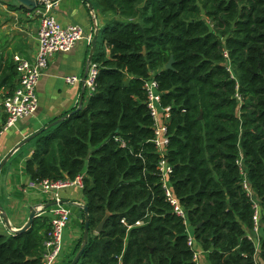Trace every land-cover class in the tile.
<instances>
[{"label": "trees", "instance_id": "obj_1", "mask_svg": "<svg viewBox=\"0 0 264 264\" xmlns=\"http://www.w3.org/2000/svg\"><path fill=\"white\" fill-rule=\"evenodd\" d=\"M95 7L112 19L102 35L110 53L93 59L96 90L31 142L25 165L37 183L84 175L90 234L79 264H198L189 232L210 264H264V0H96ZM152 76L171 108L170 184L188 227L157 173L144 88ZM17 81L14 55L0 56V90L14 92ZM245 178L261 209L259 250L248 236L255 210ZM49 210L28 231L0 235V264H42Z\"/></svg>", "mask_w": 264, "mask_h": 264}, {"label": "crops", "instance_id": "obj_2", "mask_svg": "<svg viewBox=\"0 0 264 264\" xmlns=\"http://www.w3.org/2000/svg\"><path fill=\"white\" fill-rule=\"evenodd\" d=\"M89 1L94 11L89 9L84 0H58L55 3L53 15L57 21L64 26L79 25L83 28L85 36L71 52L60 53L52 58L48 70L38 83L37 112L28 118L19 120L13 127L5 130L7 116L3 100L8 93L5 89L0 90V167L15 151L0 173V206L6 212L14 229H21L27 224L32 209H41L53 202L51 194L43 193L39 189H29L28 185L31 180L26 174L25 165L33 154L34 145L30 142L17 149L18 145L38 131L46 129L51 123L78 109L82 100V107L86 105L91 95L87 90L83 92L84 79L89 70L91 41L97 33L98 43L95 54L103 50H106L108 55L110 53L105 48L102 35L107 23L112 19L95 7L96 0ZM9 4L18 6L15 0H0V56L7 58L9 54H12L14 57L20 55L32 59L37 52L41 24L39 12L43 8L27 14L24 10L10 11ZM20 32L24 34H18ZM71 77H78L82 82L69 85L66 79ZM60 195L66 206H76L79 211L86 206L83 189L79 187L63 189ZM76 217L78 223L71 229L67 227L63 256L57 264L67 262L74 252L76 241L79 239L78 224L81 222L78 214ZM12 234L0 217V235ZM248 236L257 240L252 231H248ZM201 264H210L206 253L201 256Z\"/></svg>", "mask_w": 264, "mask_h": 264}, {"label": "built area", "instance_id": "obj_3", "mask_svg": "<svg viewBox=\"0 0 264 264\" xmlns=\"http://www.w3.org/2000/svg\"><path fill=\"white\" fill-rule=\"evenodd\" d=\"M54 4H47L40 12V30L38 34L37 52L32 59H27L20 55L14 57L16 69L18 73V83L14 92L9 93L3 100V107L7 116L5 130L13 127L19 120L34 115L38 110L39 99L37 87L41 77L48 70L52 58L60 53H69L75 46L84 39L85 32L79 25L64 26L60 24L53 15ZM225 58H229V54H224ZM99 65L92 61L89 65L88 75L84 82L86 90L93 95L97 87V79L99 75ZM82 80L78 77L66 79V83L73 85L80 83ZM145 91L147 94V106L154 120L155 138L152 141L159 162L157 164V173L163 183L165 196L168 203L173 208V212L180 217L188 227L187 212L182 206L180 200L175 196L170 184V176L173 173V167L168 162V149L171 142V134L169 125L171 120V108L162 106V92L159 83L152 76L145 82ZM121 148H126L127 143L120 139H116ZM244 189L254 201V228L252 233L257 240L249 237L255 245H260L262 235L261 209L255 198L250 183L245 178L243 183ZM29 189H39L43 193L51 194L52 201L55 206L49 210L51 217V229L45 241V253L43 255L42 264H57L63 256L64 237L68 224L71 220L72 211L63 203L60 191L69 187H79L84 189V175H79L72 181L52 182L45 180L41 183L31 181L28 185ZM77 204V203H75ZM79 205V204H77ZM125 226H128L125 220H122ZM142 222H137L136 226H142ZM129 229L132 226H128ZM189 246L194 251V261L201 264V256L204 253L198 248L194 236L189 232ZM256 245V248L259 249Z\"/></svg>", "mask_w": 264, "mask_h": 264}, {"label": "water", "instance_id": "obj_4", "mask_svg": "<svg viewBox=\"0 0 264 264\" xmlns=\"http://www.w3.org/2000/svg\"><path fill=\"white\" fill-rule=\"evenodd\" d=\"M57 1L58 0H15V2L17 3V5L19 6V8H22V9L27 10L29 12L38 11L39 9L44 8L47 4H54ZM84 1L88 4L89 9L91 11H94V7H93L92 3L89 0H84ZM18 34L23 35L24 33H21L20 32ZM97 43H98V33L94 36V38L91 41L92 49H91V54H90L89 61H88L89 62V65L93 61L94 54H95L96 49H97ZM166 69L167 70H174V58L173 57H171L170 62L166 66ZM85 80H86V78L84 79V82H85ZM85 91H86V87L84 86L83 92L85 93ZM82 106H83V100L80 103V106H79L78 109H76L75 111H72L70 114L66 115L62 119H59V120L51 123L46 129H42V130L38 131L37 133L33 134L32 136L28 137L26 140H24L22 143H20L18 145L17 149H20L24 145L32 142L43 131H45V130H47L49 128L55 127L58 124H60L62 121H64L65 119L73 116L74 114H76L77 112H79L82 109ZM14 152L15 151H13L7 157V159L4 161V163L1 165V167H0V173H1L2 169L4 168L6 162L11 158V156L13 155ZM55 205H56V203L55 202H52V203H50L48 205H45L41 209H38V208L32 209L31 210V213L29 215V220H28L27 224L23 228H21V229H14L12 227V225L9 222V219H8V216H7L6 212L4 211V209L1 206H0V217L3 220V222L5 223V225L8 227V229L11 230V232L13 234H21V233H24V232L28 231L31 228V226H32L35 218H37L41 214L45 213V211L47 209H49V208H51V207H53ZM83 210H84V214H85V225H84V233H83V242H82V245L80 247V250L75 255V257H74L73 261L71 262V264H79L80 263L81 258L83 257L84 252H85L86 247H87L88 242H89L90 216H89L88 207L87 206H84L83 207ZM106 221H107V217L102 221V223L97 228L96 234H100L103 231V228H104V225H105Z\"/></svg>", "mask_w": 264, "mask_h": 264}, {"label": "rangeland", "instance_id": "obj_5", "mask_svg": "<svg viewBox=\"0 0 264 264\" xmlns=\"http://www.w3.org/2000/svg\"><path fill=\"white\" fill-rule=\"evenodd\" d=\"M67 207L69 209L71 208L70 210L72 211L71 220H70V222L68 224V228L69 229H71L72 227H74L78 223L76 215L77 214L79 215V219H80L81 222H79V224H78L79 225L78 226L79 229H78V235L77 236H78L79 239H77V241H76V242H79V240L82 238L83 233H84V230L82 228V225H83V222L85 220H84V217L82 216V213H81L82 211H79V209L76 206H68L67 205Z\"/></svg>", "mask_w": 264, "mask_h": 264}]
</instances>
